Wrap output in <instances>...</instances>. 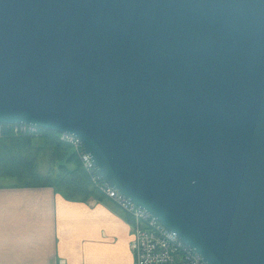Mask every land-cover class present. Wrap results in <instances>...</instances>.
<instances>
[{"label":"water","instance_id":"water-1","mask_svg":"<svg viewBox=\"0 0 264 264\" xmlns=\"http://www.w3.org/2000/svg\"><path fill=\"white\" fill-rule=\"evenodd\" d=\"M78 137L205 264H264V0H0V124Z\"/></svg>","mask_w":264,"mask_h":264},{"label":"crops","instance_id":"crops-1","mask_svg":"<svg viewBox=\"0 0 264 264\" xmlns=\"http://www.w3.org/2000/svg\"><path fill=\"white\" fill-rule=\"evenodd\" d=\"M129 216L111 199L0 184V264H134Z\"/></svg>","mask_w":264,"mask_h":264},{"label":"trees","instance_id":"trees-1","mask_svg":"<svg viewBox=\"0 0 264 264\" xmlns=\"http://www.w3.org/2000/svg\"><path fill=\"white\" fill-rule=\"evenodd\" d=\"M59 135L43 128L34 134H14L3 127L0 178H12L17 187H51L71 200L109 199L98 190L71 146Z\"/></svg>","mask_w":264,"mask_h":264},{"label":"built area","instance_id":"built-area-1","mask_svg":"<svg viewBox=\"0 0 264 264\" xmlns=\"http://www.w3.org/2000/svg\"><path fill=\"white\" fill-rule=\"evenodd\" d=\"M3 127L11 129L14 134H34L39 129L37 126L24 123L0 124V132ZM60 139L70 144L98 190L129 216L132 225L130 246L134 255V264H205L200 255L187 246L174 232L109 187L96 172L78 137L69 133H60Z\"/></svg>","mask_w":264,"mask_h":264},{"label":"rangeland","instance_id":"rangeland-1","mask_svg":"<svg viewBox=\"0 0 264 264\" xmlns=\"http://www.w3.org/2000/svg\"><path fill=\"white\" fill-rule=\"evenodd\" d=\"M60 138V135H59ZM61 140V139H60ZM68 144V143H67ZM70 145V144H69ZM13 179L10 177H4V178H0V184H8V183H12Z\"/></svg>","mask_w":264,"mask_h":264}]
</instances>
